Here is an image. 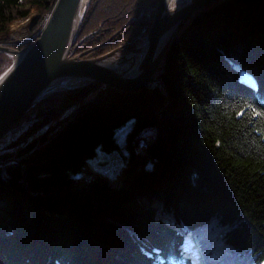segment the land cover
<instances>
[{
    "label": "trees",
    "instance_id": "trees-1",
    "mask_svg": "<svg viewBox=\"0 0 264 264\" xmlns=\"http://www.w3.org/2000/svg\"><path fill=\"white\" fill-rule=\"evenodd\" d=\"M56 1L0 0V41L31 10L37 30ZM156 1L90 0L76 52L143 35ZM157 78L162 87L135 93L92 82L30 110L48 123L76 107L0 166V264H232L231 252L264 264V0L191 14ZM131 120L122 183L75 178L97 148L117 149L114 132ZM147 132L139 164L132 146Z\"/></svg>",
    "mask_w": 264,
    "mask_h": 264
},
{
    "label": "water",
    "instance_id": "water-1",
    "mask_svg": "<svg viewBox=\"0 0 264 264\" xmlns=\"http://www.w3.org/2000/svg\"><path fill=\"white\" fill-rule=\"evenodd\" d=\"M218 1H189L169 9L167 0H158L149 31L144 37L145 50L142 51L138 45L115 64L121 66L128 61V56L139 53L137 71L128 76L104 64L111 53L90 59H84L83 55L71 56L81 0H57L34 43L22 51L0 46V53L15 57L13 66L0 78V141L41 98L55 91L51 88L57 81L95 82L125 93H135L156 84L162 87L157 78L158 70L181 25L191 14Z\"/></svg>",
    "mask_w": 264,
    "mask_h": 264
},
{
    "label": "rangeland",
    "instance_id": "rangeland-1",
    "mask_svg": "<svg viewBox=\"0 0 264 264\" xmlns=\"http://www.w3.org/2000/svg\"><path fill=\"white\" fill-rule=\"evenodd\" d=\"M189 1L194 2L196 0H178L174 4H169L168 8L173 9L176 7H180L188 3ZM156 2H158V0ZM89 3L90 0L87 3L85 11ZM156 5L157 3L149 11L152 13V19L154 16V10L156 8ZM51 11L43 17L41 23L37 27V30L36 28L33 29V25L37 18V14L34 10L30 11V14L27 18L13 22L10 25L8 39L4 41L3 40L0 41V46L7 47L17 51H22L23 49L30 46L32 43L35 42L39 34L42 32L44 26L46 25L49 19ZM85 11L78 20L79 23H78L75 42L71 49L72 52L71 56L83 55L84 58L92 50L107 45L109 41L112 39V37H110L109 39L105 40L103 43L98 44L89 50L83 52H76V49L82 44V41L78 39V30L85 16ZM137 37L141 38V35ZM138 45L139 42L136 41L132 45H130V42H128L127 44L121 45L105 54L103 53L99 56L91 57V58H100L111 53L112 54L111 57H109L105 61L108 60L115 61L120 59L121 56L130 54V51L133 50L134 47ZM0 54H1L0 55V78H1L13 66L15 62V57L9 56L4 53H0ZM138 54L139 53H136L133 56L137 59ZM84 59H90V58H84ZM112 67H115V64ZM63 82H64L63 87L44 96L38 102H40L42 99L52 94L65 92L67 90H71L92 83L89 81H80L74 79H66ZM102 86L103 85H100L97 91L102 89ZM34 107H32L31 109H33ZM75 109L76 107L68 109L67 111L63 112L57 119H54L53 121H49L48 123L43 119H38L35 116V113L30 112L29 110V112H27L23 116V118L13 126L12 131L0 141V156H2V159L4 158V160L0 161V166L4 167L10 163L18 162V160H20L25 155H27L25 152L27 149L32 147L33 150L34 148H36L35 146L39 144L42 140L51 137L59 129L61 122L69 115H71ZM132 126H133V120L127 122L123 127L117 129L114 132V138L116 139L115 141L117 143V149L106 151L103 150L101 147L97 148L95 150V154L91 158H88L87 160L84 161L82 166L79 168V171L74 175L75 178L90 180L95 177H102L106 179L113 186L120 185L122 183L121 176H122L123 167L125 166V163L129 161V157H130V154L127 152L126 149V135L132 129ZM152 141H153V135L151 132L144 133L140 138H137L135 140V143L132 146V153H133L132 157L133 159L139 161V164L141 161H143L144 164L148 163L149 158L147 157L146 148L147 145L150 144ZM230 256H231L232 264H256L252 261V259L246 256H238V254L232 252L230 253Z\"/></svg>",
    "mask_w": 264,
    "mask_h": 264
},
{
    "label": "bare ground",
    "instance_id": "bare-ground-1",
    "mask_svg": "<svg viewBox=\"0 0 264 264\" xmlns=\"http://www.w3.org/2000/svg\"><path fill=\"white\" fill-rule=\"evenodd\" d=\"M89 0H81V4H80V11L78 13V16H77V20L81 17V15L83 14L86 6H87V3H88ZM178 0H167V6H169V4H174L175 2H177ZM149 29L143 34L141 35V38L137 37V38H134L133 40L130 41V45L134 44V42H139V47L141 48L142 51L145 50L146 48V42H145V35L148 33ZM135 40V41H134ZM135 48V47H134ZM139 55V54H138ZM140 56H138V58L136 59L134 56H128V61H126L123 65L121 66H116L115 65V70L118 71V73H122V72H125L126 74H128V76H131L133 74L136 73L137 71V66H138V62L140 60ZM119 62V60H115V61H112V60H108V61H105L104 64L106 65H111V66H114V64H117ZM160 68V67H159ZM158 73H159V70H158ZM64 80L62 81H57L53 84L51 90H56V89H59L61 87H63L64 85Z\"/></svg>",
    "mask_w": 264,
    "mask_h": 264
}]
</instances>
